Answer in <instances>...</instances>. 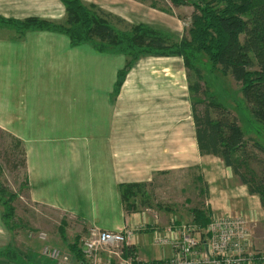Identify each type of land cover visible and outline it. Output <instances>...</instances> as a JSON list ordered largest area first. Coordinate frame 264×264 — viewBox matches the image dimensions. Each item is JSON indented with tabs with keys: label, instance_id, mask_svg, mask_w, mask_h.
Returning a JSON list of instances; mask_svg holds the SVG:
<instances>
[{
	"label": "crops",
	"instance_id": "obj_1",
	"mask_svg": "<svg viewBox=\"0 0 264 264\" xmlns=\"http://www.w3.org/2000/svg\"><path fill=\"white\" fill-rule=\"evenodd\" d=\"M81 1L103 12L120 31L142 25L174 42L183 38V23L172 6ZM0 18L59 23L66 8L61 0H0ZM166 59L171 58L139 59L117 93L125 55L90 43L74 45L57 31L21 32L0 25V130L22 145L29 199L90 229L128 231L125 247H133L135 260L147 264L173 257L170 242H161L168 228L159 227L147 208L128 213L123 185L151 184L200 169L211 217L241 215L264 225L260 197L222 159L200 153L192 106L183 112L180 71L171 70ZM1 210L0 234L5 228Z\"/></svg>",
	"mask_w": 264,
	"mask_h": 264
},
{
	"label": "trees",
	"instance_id": "obj_2",
	"mask_svg": "<svg viewBox=\"0 0 264 264\" xmlns=\"http://www.w3.org/2000/svg\"><path fill=\"white\" fill-rule=\"evenodd\" d=\"M167 1L173 8L192 6L194 9L187 35L178 43L172 41L170 36L147 26L140 25L129 31H120L103 12L93 5L83 4L81 0H61L66 8L63 22L36 18L16 22L0 18V25L10 26L21 32L57 31L67 34L74 45L90 43L100 51L125 55L127 62L120 70L115 85L117 93L128 73L142 57L182 56L185 67L190 69L199 56H205L212 69L231 75L241 85L243 97L254 119L264 128V0ZM195 70L201 79V72L199 69ZM201 81L189 85V90L197 99L192 102V117L199 151L202 155L222 159L227 167L232 168L240 182L248 187L250 193L260 197L264 208V161L261 162L262 173L258 175L250 167V140L246 138L239 118L209 96ZM199 105H204L202 110ZM253 142V146L264 154V145L255 140ZM22 155L26 167L24 152ZM145 185L148 184L121 186L124 204L134 189ZM15 198L16 194L10 193V189L0 182V206L5 227L14 215L15 208L10 202ZM125 209L128 213L137 211L135 207L131 209L125 206ZM196 211L199 212L198 209ZM197 215L196 221L192 222L195 224L193 226L206 230L212 217L204 212ZM125 256L135 259L134 248L125 247ZM80 264H86L85 259Z\"/></svg>",
	"mask_w": 264,
	"mask_h": 264
},
{
	"label": "rangeland",
	"instance_id": "obj_3",
	"mask_svg": "<svg viewBox=\"0 0 264 264\" xmlns=\"http://www.w3.org/2000/svg\"><path fill=\"white\" fill-rule=\"evenodd\" d=\"M146 1L150 3L152 0ZM156 1L164 9L171 6L167 0ZM193 10L192 6L176 8V15L183 23V36L187 35ZM199 57L190 69H187L182 56H164L171 58L166 59V65H170L171 70L180 71L183 80V112L189 111L193 99H196L195 94L185 87L202 80L201 83L209 96L239 118L246 138L250 140V167L260 175L264 154L253 146V140L264 145V128L254 119L243 97L241 85L231 75L212 69L205 56ZM195 69L201 72V79ZM203 106L199 105V109L202 110ZM22 153L21 143L0 130V182L10 189V193L16 194V198L10 202L15 208L14 215L7 221L8 226L0 234V264H78L82 259L86 260L84 248L91 237V229L81 221L39 206L29 199ZM206 190L200 169L183 170L175 175L159 177L151 184L134 189L133 193L128 195L125 206L131 209L135 207L138 212L147 208V213L156 217L161 228L181 229L187 225H195L192 222L196 221L197 214L207 213ZM251 225L253 251L258 257L251 264H264V225L257 226L254 222ZM54 250H57L61 257H69V261L60 263V260L54 259L50 255Z\"/></svg>",
	"mask_w": 264,
	"mask_h": 264
},
{
	"label": "built area",
	"instance_id": "obj_4",
	"mask_svg": "<svg viewBox=\"0 0 264 264\" xmlns=\"http://www.w3.org/2000/svg\"><path fill=\"white\" fill-rule=\"evenodd\" d=\"M251 223L241 215L213 216L204 231L193 225L168 228V236L161 242H170L174 255L156 264H251L258 259L253 251ZM91 231L84 248L86 264L143 263L125 256V245L131 234L128 231H105L97 227ZM50 255L62 263L69 261V257H61L57 250Z\"/></svg>",
	"mask_w": 264,
	"mask_h": 264
}]
</instances>
